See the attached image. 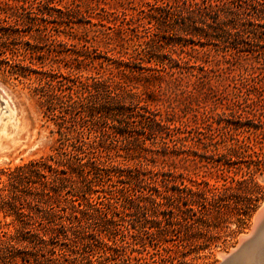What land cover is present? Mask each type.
<instances>
[{
	"label": "rangeland",
	"instance_id": "374dc122",
	"mask_svg": "<svg viewBox=\"0 0 264 264\" xmlns=\"http://www.w3.org/2000/svg\"><path fill=\"white\" fill-rule=\"evenodd\" d=\"M59 1L55 0L51 5L60 7L67 1L73 6L71 0ZM78 1L91 16L73 14L70 16L75 21L72 28L64 24L67 18H59L58 10L42 7L52 15H46L50 18L46 25L55 42L33 39L18 27L10 38L0 40V43L4 41L0 50H5L6 56L11 58L10 49L14 47L24 52L36 45L54 46L62 51L58 57L60 65L63 66L67 59L76 58L71 62L86 67L87 70L82 71L84 75H97L87 64H91L92 58L99 57L94 58V63L101 70L97 62L113 65L110 57L121 49L138 52L144 58L149 55L155 56L153 59L161 57L164 66L173 65L168 69L174 74L165 77L177 79L169 90L165 85L154 89L163 99L167 96L171 99L176 118L183 121V124L177 122L180 126L177 135L186 138L185 146L178 142L174 147L168 137L160 141L148 133L141 134L148 123L145 116L149 115L147 112L143 115L142 109L120 116L115 109L105 107L101 116L90 115L84 121L79 119L92 108L101 107L99 104L103 102L111 104L112 100L103 94L90 95L84 108L65 107L83 124L81 136L86 141L98 133L94 130L107 128L110 131L102 145L125 164L122 165L124 168L96 165L97 170L88 179L86 184H93L89 195L95 206L101 208V213L94 211L97 214L81 226L67 227L65 236L59 233L48 238L47 235L45 241L35 239L1 251L0 264H218L221 253L227 255L237 247L241 236L250 234L255 213L264 201V161L261 165H247L249 158L240 155L231 156L232 165H222L216 159L226 160L221 155L226 152L224 142L215 148V141L223 140L224 136L227 145L235 143V138L229 140L228 137L227 129L231 127L234 128L232 137L261 146L264 154L261 134L264 127L259 128L260 123L264 126V0H233L241 4L239 8L234 4L214 7L220 11L223 21L234 17L235 28L225 42L207 41L190 34L194 24L200 25L199 13H213V9H206L208 3L203 0H196L198 5H192L190 1L193 0H167L170 1L168 4L156 5H143L144 0H126L124 11L120 7L112 9L117 10L116 13L104 16L102 21L118 27L116 31L100 25L97 18V12L101 13L100 6L112 8L116 0ZM207 20L211 21L210 18ZM102 32L111 35L112 40H107ZM120 34L125 36L124 40ZM86 35L87 41L80 40V36ZM105 41L113 44L108 45ZM201 42L204 46H200ZM111 47L115 49L110 50ZM177 53L184 59L176 62L167 58L169 55L177 58ZM4 56L0 54V58ZM60 70L66 72L64 68ZM205 71L211 77V84L222 92L220 95L204 98V91L209 92L205 84L203 91L200 90L202 93L198 92L202 82L196 83L195 75H205ZM0 85L12 96L18 112L15 119L21 120L18 123L26 135L16 149L0 152V166L13 167L52 153L58 137L57 127L45 113L46 107L40 105L38 97L31 95L30 89L35 82L15 79L0 69ZM186 89L193 90L197 97H184ZM236 96L238 103L233 108L228 101ZM166 104L167 100L159 106L164 108ZM0 112L2 117L7 115L2 113L3 110ZM204 114L208 116L207 121H203ZM120 123L128 131L126 140L112 132ZM209 135L214 140L204 148L202 142H208ZM163 141L171 146L168 155L162 154ZM129 146L145 147L146 164L133 165V160L126 159V147ZM260 158L264 159V156ZM207 184L218 190L208 189ZM155 187L159 194H155ZM169 209L174 217L167 224L162 211ZM0 219L3 220L2 212ZM9 220L6 216L5 221Z\"/></svg>",
	"mask_w": 264,
	"mask_h": 264
},
{
	"label": "trees",
	"instance_id": "16d2710c",
	"mask_svg": "<svg viewBox=\"0 0 264 264\" xmlns=\"http://www.w3.org/2000/svg\"><path fill=\"white\" fill-rule=\"evenodd\" d=\"M61 1L63 0H60L59 3ZM53 2L55 0H0V40L10 38L14 30L22 27L24 34L33 39H45L46 41L50 39L55 42L56 39L51 38L52 33L46 25L50 21V18H47L46 15H52L47 10H43L42 7L58 10L59 18H67V21L63 22L70 28L75 23L70 18L73 14H78L81 17L91 16L86 8H81V3L78 0L70 1L72 7L69 2L67 4V1H65L66 4H62L60 7H54L51 5ZM143 2V5H156L159 3L168 4L170 1L144 0ZM190 2H192V5H198L199 3L196 0ZM203 2L208 3L206 9L208 11L213 9V13H199L200 25L194 24L193 31L190 34L205 38L207 41L220 40L225 42L232 35V29L235 28L234 17L233 20L223 21L220 11L215 10L214 7L220 5L227 7L229 4H234L239 8L241 4L233 0H216L218 2L216 4L206 0H203ZM125 4L126 0H116L112 8L100 6L101 13L97 12L100 25L104 26L107 22L109 24V21L102 22L106 18L104 16L116 13L117 10L112 11V9H117V7L122 8V11H124L126 9ZM130 17L132 18L133 15H130ZM207 18H210L211 21H208ZM53 21L56 20L53 19ZM106 26L112 31L119 29L112 25ZM101 34L107 40H112L111 35H105L104 32ZM119 36L121 40L125 39L123 34ZM80 37V40H88L87 35ZM14 38L17 39V37H12L13 40ZM110 41L105 42H108V45L113 44ZM173 42L171 41V43ZM3 43L4 41L0 44ZM204 44V42H201L200 46H204ZM14 48L13 50L10 49V53L13 55L11 58L6 56L5 50H0V54L5 55L0 58V69L7 71L8 75L15 79L25 78L35 82V85L30 89L31 95L33 97L37 96L40 105L46 107L45 113L54 121L58 137L52 147V153L41 155L13 167L9 165L0 166V212L3 213V220L0 219V252L9 247L27 244L35 239L45 241L47 235L48 238L59 233H63L65 236L64 233L67 227H72L74 224L81 226L82 223H86L88 219L97 214L93 213L94 211L101 213V208L95 206V203L91 200L92 197L89 195L93 190V184H86L90 181L88 179L97 170L96 165H113L115 168H124L122 165L125 164L115 159L112 152L102 145L103 140L108 137L110 131L107 128L94 130L98 133H95L93 137H88L89 140L86 141L81 136L83 124L79 123L78 118L73 115L72 111H66L65 107L84 108L87 106L90 95L100 96V94H103V96L112 100L111 104L105 105L106 102H103L99 104L101 107L92 108V110L82 114L79 119L84 121L90 115L94 117L101 116L105 107L115 109L120 116L131 115L132 111L142 109L144 111L143 115H145V112L149 115L145 116L146 119L148 118V123L146 130L142 131L141 134L148 133L155 139L159 138L160 141L168 137L174 147L178 142L185 146L184 142L186 140L184 136L177 135L180 132V126L177 122L183 124V121L176 118L177 112L171 105V99L168 96L163 99L161 94L154 89L165 85L169 90L172 87L171 84H174L177 79V77L175 79L165 77L166 74L171 76L174 74L173 71L170 72L168 69V67L172 68L173 65L164 66V59L161 57L157 56V59H153L155 56L149 55V57L144 58L138 52L131 53L121 49L117 50L116 53H112L113 56L110 58L113 60V65H104L101 61L97 62L100 64L101 70H98L94 63V58L99 57L92 58L91 64H87L96 70L97 75H84L82 71L87 70V68L81 67L78 65L79 63L73 64L71 62L77 60L76 58L67 59L63 66L60 65L58 57L62 54V51L54 46L44 48L42 45H39V47L36 45L33 48L25 49L24 52L18 51L17 47ZM114 49L115 47L110 48V50ZM100 51L106 53L105 50ZM181 52H184L183 49H181ZM177 54V58L172 55L167 58L176 62L184 59L181 53ZM159 61L162 65L159 64ZM38 63L40 65L36 67L35 65ZM200 67H203V65ZM61 68H64L66 72H61ZM211 69L209 68V70ZM200 74L202 75H195L198 78L196 83L198 81L202 82V87L198 92L202 93L200 90L203 91L205 85L209 89V92L204 91V98L216 97L222 93L216 85L211 84V77L207 71H205V75ZM186 93L187 95L184 94V97H197L194 96L193 90L186 89ZM166 100L168 101L167 106L161 108L159 104H165ZM228 103L234 108L238 103L237 96L229 100ZM204 118L203 121L208 120V116H205V114ZM195 121L197 120L195 119ZM263 127L260 123L259 128ZM233 129L229 127L227 131L229 140L235 138V143L229 142L227 145L225 143L226 136L223 140L215 141V148L222 142H224L226 148V152L221 154L226 160L216 159V161L221 162L222 165H232L234 162H230L232 160L231 156L243 155L249 158L247 159V165L263 164L264 159L260 158L264 156L262 147L255 143H247L244 139L232 137L231 131ZM112 132L114 135H120L125 140L127 139L126 133L128 131L121 123ZM261 134L264 137V131ZM208 138V142L201 141L204 148L205 144L209 146L214 140L211 135ZM162 144L164 145L162 154H170L167 151L171 149V146L166 141H163ZM143 150H146L143 146L126 147V159L133 160V165L146 164L144 163L146 156ZM104 156H106V160H103ZM252 157L255 159L253 160ZM87 166H89L88 169ZM211 187L218 190L217 187L207 184L208 189ZM188 190L192 192V189ZM154 192L159 194L160 191L156 188ZM69 194L71 195L69 196ZM56 202H60V204L57 205ZM58 206L59 209H56ZM162 212L165 223L170 224L174 217L172 210ZM6 216L10 217L9 221H5ZM157 222L161 223V220Z\"/></svg>",
	"mask_w": 264,
	"mask_h": 264
},
{
	"label": "bare ground",
	"instance_id": "6f19581e",
	"mask_svg": "<svg viewBox=\"0 0 264 264\" xmlns=\"http://www.w3.org/2000/svg\"><path fill=\"white\" fill-rule=\"evenodd\" d=\"M2 110V113L7 115L5 117H2V114L0 112L1 153L14 150L19 147L25 140L26 135L22 130L21 124H19L21 120L19 122L17 121V119H15V114L17 115L18 112L16 113L15 111V103L14 100H12V96L3 86L0 85V111ZM245 236L247 235H243L241 237ZM234 249H232L231 251H233ZM221 254V258L226 255ZM240 258L241 260L236 262V264H264V224H262V228L257 239L252 241L251 244H249L248 247L243 250V254Z\"/></svg>",
	"mask_w": 264,
	"mask_h": 264
},
{
	"label": "water",
	"instance_id": "95a60500",
	"mask_svg": "<svg viewBox=\"0 0 264 264\" xmlns=\"http://www.w3.org/2000/svg\"><path fill=\"white\" fill-rule=\"evenodd\" d=\"M262 224H264V201L255 213L254 225L250 234L245 237H240L237 247L227 255L223 256L218 264H236V262L241 260L240 257L243 254V250H245L252 241L257 239Z\"/></svg>",
	"mask_w": 264,
	"mask_h": 264
}]
</instances>
